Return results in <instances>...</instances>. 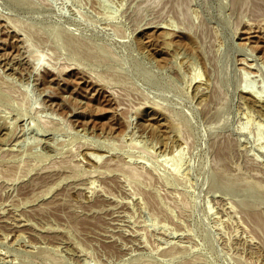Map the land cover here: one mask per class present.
<instances>
[{"label": "rangeland", "instance_id": "1", "mask_svg": "<svg viewBox=\"0 0 264 264\" xmlns=\"http://www.w3.org/2000/svg\"><path fill=\"white\" fill-rule=\"evenodd\" d=\"M0 264H264V0H0Z\"/></svg>", "mask_w": 264, "mask_h": 264}, {"label": "bare ground", "instance_id": "2", "mask_svg": "<svg viewBox=\"0 0 264 264\" xmlns=\"http://www.w3.org/2000/svg\"><path fill=\"white\" fill-rule=\"evenodd\" d=\"M245 90H246V89H245ZM245 92H246V91H245ZM250 94H251V93H250ZM248 95H249V94H248ZM255 96L257 97L256 94H255ZM252 97H253V96H252ZM256 97H255V98H256ZM255 98H254V99H255ZM257 98H258V97H257ZM260 98H261V96H260ZM255 101H257V100L255 99ZM258 101H259V100H258ZM256 103H257V102H256ZM254 104H255V103H254Z\"/></svg>", "mask_w": 264, "mask_h": 264}]
</instances>
